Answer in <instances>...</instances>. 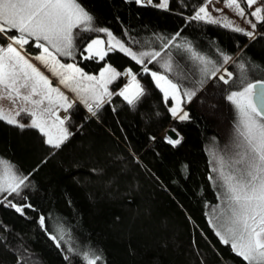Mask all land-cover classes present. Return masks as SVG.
Instances as JSON below:
<instances>
[{
    "label": "trees",
    "instance_id": "16d2710c",
    "mask_svg": "<svg viewBox=\"0 0 264 264\" xmlns=\"http://www.w3.org/2000/svg\"><path fill=\"white\" fill-rule=\"evenodd\" d=\"M78 2L93 16V26L107 28L125 47L137 54L161 52L151 63L145 57V65L167 75L181 93L195 91L191 101L184 98L189 119H174L171 101L165 102L151 74L143 72L145 65L118 48L103 60L85 59L82 50L91 39L102 37L107 47L108 37L74 29L72 60L91 73L108 62L122 76L95 116L79 103L70 108L72 135L58 150L36 129L0 120V158L28 176L19 196L0 195V264H86L84 254L93 252L102 255L97 264H247L220 242L209 223L220 198L209 179L210 149L223 151L235 140L237 114L227 96L249 82L264 81V22L251 38L190 19L201 0H170L167 9L135 0ZM177 44L191 45L212 64L194 60ZM26 47L40 51L33 43ZM225 55L231 57L227 64ZM169 59L172 70L166 72ZM213 65L232 73L229 83L219 79V72L211 76ZM128 69L146 87L133 105L115 94ZM170 125L182 134L175 147L161 137ZM5 196L17 206L32 207L21 215L7 206ZM53 235L63 236L59 247Z\"/></svg>",
    "mask_w": 264,
    "mask_h": 264
},
{
    "label": "snow or ice",
    "instance_id": "6c2138e0",
    "mask_svg": "<svg viewBox=\"0 0 264 264\" xmlns=\"http://www.w3.org/2000/svg\"><path fill=\"white\" fill-rule=\"evenodd\" d=\"M258 2L259 0H243L247 8H252ZM135 3L143 6L145 0H135ZM210 3L211 0H201V6L194 10L195 14L190 19L219 23L233 31L253 37V31L233 26L227 17L213 18L208 11ZM147 4L151 5L152 0H147ZM168 4L169 0H159L154 6L167 9ZM225 6L234 9L239 17L245 18V8L241 6L240 0H225ZM249 15L257 22H264V5L256 7ZM247 23L253 30L256 29L257 23L252 20H247ZM74 29L103 32L108 37L107 49L104 47V40L91 39L82 50V54L87 53L85 59L98 57L103 60L108 52L117 48L140 65H145V57L149 58L148 62L151 63L161 56L160 51H141L137 54L131 48L125 47L107 28L93 26V16L78 0H0V99H8L13 104V110L0 107V120L21 130L36 129L45 138L43 142L57 150L72 135L65 126L69 117L61 118L58 109L67 112L74 102L58 87H54L51 80L30 62L23 54L24 46L34 43L40 52L32 58L58 77L61 85L74 92L93 116L96 115V110L102 107L105 97L110 98L114 94L109 91L108 85L121 75L109 66L96 77L85 74L74 63H61L59 56L74 55ZM176 36H179V33ZM174 40L175 37H172L163 47L167 49ZM175 46L183 47L191 53L194 60L205 66L212 64L211 60L193 51L191 45ZM230 59L231 57L225 55L223 62L227 64ZM163 67L166 72L172 70L170 59L165 61ZM240 67L243 69L244 65L241 64ZM142 70L145 73L150 72L146 65ZM203 70L208 74L207 67ZM218 72L220 68L213 65L211 76H216ZM123 74L130 77V80L115 94L122 96L129 105H133L144 95V89L131 69ZM150 74L156 87L163 93L165 102L169 97L175 101L169 108L172 117L180 121L189 119L181 104L184 98L191 101L196 95L195 91L185 89L181 95L180 86L167 75L156 71H151ZM225 76L228 79H225ZM231 77L232 73L225 69L224 75H220L219 79L227 84ZM227 100L234 106L237 114L234 125L236 136L234 143L228 147V157H218L217 166L213 168V172L217 173L215 179L219 181L218 187L223 190L220 193L222 206L213 209L214 215L209 223L220 242L230 245L231 250L247 264H264V81L247 83L242 90L232 91ZM21 113L30 117L28 123L17 120ZM165 139L175 147L181 143L182 137L177 133V138L166 135ZM0 165L3 167L0 174V194L7 193L10 196L15 193L19 196L22 187L26 186L28 176L17 175L14 166L7 161L0 160ZM209 179L213 177L210 176ZM4 202L21 215L24 214L25 208L32 207L30 204L17 206L7 200L6 196ZM39 223L41 226L45 224L43 216H40ZM51 239L57 241L59 247L63 236L58 238L53 235ZM83 259L86 264H97L102 255L96 252L91 255L85 253Z\"/></svg>",
    "mask_w": 264,
    "mask_h": 264
},
{
    "label": "rangeland",
    "instance_id": "374dc122",
    "mask_svg": "<svg viewBox=\"0 0 264 264\" xmlns=\"http://www.w3.org/2000/svg\"><path fill=\"white\" fill-rule=\"evenodd\" d=\"M241 2V1H240ZM145 3H147V0H145ZM159 3V0H152V4H154V5H157ZM169 3H170V0H169ZM262 5V0H259V2H258V4H256V5H253V7L252 8H247V7H244V5L242 4V2H241V6L242 7H244L245 8V18H241V17H239L237 14H236V12H235V10L234 9H232V8H228V7H226L225 6V0H211V3L208 5V11L212 14V16H213V18H215V19H220V18H222V17H227V19L228 20H230V21H232V23H233V26H239V27H241V28H243V29H245V31H253V33H254V35H253V37L257 34V27H256V29H252L251 28V26H250V24L249 23H247V20H252V22H254V23H257L258 24V22L255 20V18L254 17H251L250 15H249V13L251 12V11H253L256 7H259V6H261ZM168 7H169V4H168ZM214 9H221L222 11H214ZM217 24H219V23H217ZM222 25V24H221ZM10 35V34H9ZM253 37H251V38H253ZM95 39H97V38H95ZM98 39H102V40H104V38H102V37H99ZM105 41V40H104ZM34 44V43H33ZM104 47H105V49H107V47H106V42H105V45H104ZM39 52L40 51H37V50H35V49H28L27 47H26V45L24 46V51H23V54L27 57V58H29V60H30V62H32L36 67H38L43 73H44V75H46L50 80H51V82H52V85L54 86V87H58L59 89H60V91H62L68 98H69V100L70 101H73L74 103H73V105L74 104H76V103H79V104H81V105H84L83 103H81L80 102V100L79 99H77V97H76V94L74 93V92H71L68 88H65L63 85H61L60 83H59V78L58 77H56V76H54L43 64H41L39 61H36V60H34L32 57H34L35 55H37V54H39ZM75 54H76V50H75V47H74V55L72 56V57H65V56H59L58 57V59L61 61V63H64V64H75L77 67H79V68H81L74 60H72V58L75 56ZM86 56H87V53H86ZM98 58V57H97ZM112 67V68H114L117 72H120V70L118 69V68H116L114 65H112L111 63H106L105 65H104V67L98 72V73H91V72H86V71H84L82 68V71L85 73V74H87V75H91V76H96V77H99V75H100V72L105 68V67ZM224 70L225 69H221L220 70V72L218 73L219 75H224ZM151 71H154V70H150V72ZM149 72V73H150ZM121 73V72H120ZM159 74H162V73H160V72H158ZM122 76V73H121V75L119 76V77H117V79L116 80H114L112 83H110L109 85H108V89H109V91L110 92H112V85L113 84H115V83H118V81H119V79H120V77ZM124 78H125V81H124V83H123V85L121 86V88H120V90L123 88V87H125L127 84H128V82H129V80H130V77H128V76H126V75H124ZM137 78V81L140 83V85H141V87L144 89V94H145V92H146V87L144 86V84L141 82V80L138 78V77H136ZM225 79H228V77L227 76H225ZM23 91V90H22ZM181 95H182V93H181ZM143 96H141L136 102H138V101H140L141 100V98H142ZM36 99H38V97H35ZM109 98L108 97H105V100H104V102H106L107 100H108ZM169 100L171 101V106H173L174 104H175V101H173L172 99H171V97H169ZM47 105V101H45V106ZM85 106V105H84ZM0 107H3L4 109H8V110H13V104L8 100V99H0ZM19 107V102H17V108ZM181 107L183 108V110L184 111H186L187 113H188V111H187V106H186V100L185 99H183V102H182V104H181ZM60 110H63V109H58V112H59V115L61 116V118H63V117H65V116H68V111L70 110H68L67 112H63V113H61L60 112ZM17 120H19L21 123H28L29 121H30V117L29 116H27L26 114H24V113H21V115L19 116V117H17ZM65 126L68 128V130H69V132L71 133V127H70V123H69V121L67 120L66 121V124H65ZM169 127H173V128H175L173 125H170ZM176 129V128H175ZM166 136V135H165ZM180 137H182V136H180ZM233 144V143H232ZM231 144V145H232ZM230 145V146H231ZM210 155H211V161H212V169L214 168V167H216L217 166V158L218 157H221V156H224L225 158H227L228 157V155H229V153H228V148L227 149H224L223 151H221V150H218V149H216V147H213V148H211L210 149ZM0 160H3V161H7V160H5V159H2V158H0ZM8 162V161H7ZM10 163V162H9ZM11 164V163H10ZM12 165V164H11ZM2 171H3V167H2V165H0V174H2ZM14 171L16 172V170L14 169ZM16 174L17 175H19L17 172H16ZM217 176V173L216 172H213V180H214V182H215V184L217 185V187H218V184H219V181H217L216 179H215V177ZM218 189H219V193H221L223 190L222 189H220L219 187H218ZM1 195V194H0ZM221 200H222V197H221V195H220V198H219V202H218V204L214 207V208H216L217 206H222L221 205ZM213 208V209H214ZM213 209H212V211H211V216H210V218L212 219L213 218V215H214V213H213Z\"/></svg>",
    "mask_w": 264,
    "mask_h": 264
},
{
    "label": "water",
    "instance_id": "95a60500",
    "mask_svg": "<svg viewBox=\"0 0 264 264\" xmlns=\"http://www.w3.org/2000/svg\"><path fill=\"white\" fill-rule=\"evenodd\" d=\"M257 102L259 103V99L257 98ZM172 129H175L173 127H167L161 134V137H164L165 138V135H169L171 136L172 138H177V133L179 134V137L182 136V134L177 130L175 129L176 131L175 132H172L171 130Z\"/></svg>",
    "mask_w": 264,
    "mask_h": 264
},
{
    "label": "crops",
    "instance_id": "0c3cea01",
    "mask_svg": "<svg viewBox=\"0 0 264 264\" xmlns=\"http://www.w3.org/2000/svg\"><path fill=\"white\" fill-rule=\"evenodd\" d=\"M61 113H63L64 111L63 110H60ZM64 114V113H63Z\"/></svg>",
    "mask_w": 264,
    "mask_h": 264
}]
</instances>
